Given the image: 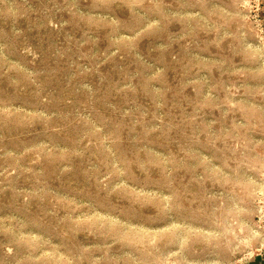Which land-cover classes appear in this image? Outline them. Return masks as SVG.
<instances>
[{"label":"rangeland","instance_id":"374dc122","mask_svg":"<svg viewBox=\"0 0 264 264\" xmlns=\"http://www.w3.org/2000/svg\"><path fill=\"white\" fill-rule=\"evenodd\" d=\"M257 0H0V264H238L264 222Z\"/></svg>","mask_w":264,"mask_h":264},{"label":"crops","instance_id":"0c3cea01","mask_svg":"<svg viewBox=\"0 0 264 264\" xmlns=\"http://www.w3.org/2000/svg\"><path fill=\"white\" fill-rule=\"evenodd\" d=\"M258 1V11L261 17V21L264 28V0H257ZM238 264H264V222H263V237H262V244L260 245L259 250L249 258L245 259L243 262Z\"/></svg>","mask_w":264,"mask_h":264},{"label":"built area","instance_id":"2783aa9c","mask_svg":"<svg viewBox=\"0 0 264 264\" xmlns=\"http://www.w3.org/2000/svg\"><path fill=\"white\" fill-rule=\"evenodd\" d=\"M257 3H258V1H257ZM258 5V4H257Z\"/></svg>","mask_w":264,"mask_h":264}]
</instances>
